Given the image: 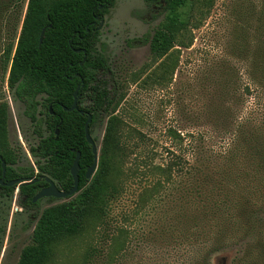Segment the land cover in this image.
<instances>
[{
  "label": "rangeland",
  "instance_id": "obj_1",
  "mask_svg": "<svg viewBox=\"0 0 264 264\" xmlns=\"http://www.w3.org/2000/svg\"><path fill=\"white\" fill-rule=\"evenodd\" d=\"M26 3L0 0V103L8 105L7 140L18 157L12 168L18 172L32 168L36 174V159L29 148L37 145L39 137L7 86L8 71L3 70L2 58L3 49L16 43ZM183 11L189 24L180 38L191 41L189 46H176L166 60L156 63L148 41L164 18L158 9L145 0H117L103 17L97 50L123 96L114 115L122 121L123 139L133 151L156 153V163L168 147L177 154H190L188 148L194 144L186 135L200 141L196 169L201 173L195 172L190 182L198 187L197 198L193 199L192 193L191 199L196 209L203 206L208 210L199 215L203 223L196 240L201 252L209 249V264H264V114L259 113L264 110V96L258 109L253 93L248 97L244 93L247 84L253 83L248 73L257 80L259 77L262 58L257 46L263 40L264 0H192ZM247 118L250 120L245 123ZM106 122L104 117L92 128L91 137L98 147ZM168 128L185 136L181 146L170 145L165 135ZM133 130L144 135V143ZM41 132L42 137L49 134L44 124ZM225 149L227 157L211 154ZM133 159L130 157L126 168L133 165ZM146 183L132 172L124 179L123 191L109 208L108 230L91 242L97 252L88 264L193 263L189 260L197 256V245L191 248L185 243L183 247L179 240L180 183L135 214L138 195ZM191 185L186 189L194 190ZM17 193L14 189L6 197L0 191V264H16L22 249L31 244L39 214L62 202L45 198L35 209L25 211ZM230 203L233 209L242 207L259 214L233 221L232 215L239 211L228 214ZM200 212L205 211L199 208ZM126 215L130 216L124 223ZM121 224L130 232L125 252L121 259L120 255L108 258V237ZM87 238L61 245L49 264H82V253L90 242Z\"/></svg>",
  "mask_w": 264,
  "mask_h": 264
},
{
  "label": "trees",
  "instance_id": "obj_2",
  "mask_svg": "<svg viewBox=\"0 0 264 264\" xmlns=\"http://www.w3.org/2000/svg\"><path fill=\"white\" fill-rule=\"evenodd\" d=\"M116 1L27 0L16 43L3 49V70L8 71L7 86L15 100L23 105V114L33 124V132L39 137L37 145L29 148L31 156L36 159L37 173L35 174L32 168L18 169L20 172L13 169L12 166L18 162V157L11 150L7 140L8 105L0 103V156L6 164L4 183L20 178L31 180L46 176L54 181L59 190L67 192L73 183L70 168L76 153L80 154L78 193L67 201L45 208L39 214L31 244L22 249L16 264H49L61 245L82 237L87 238L88 235L90 242L82 253L81 263H90L97 252L91 242L96 236L101 237L102 231L108 230L110 205L118 199L123 191L124 179H127L131 172L147 180L138 195L135 214L152 206L174 183H180L182 223L179 240L183 247L185 243L191 248L194 243L197 245V256L189 260L192 264H209V249L201 252L197 242L203 223L199 215L208 210L203 206L196 209L195 200H191L192 193L195 195L193 199L197 198L198 194V187L192 186L190 180L195 172V175L201 173L196 169L201 154L200 141L193 140L192 135H186L191 140L190 144H194L188 148L190 154L186 155L185 151L177 154L174 149L168 147L156 163V153L133 151L135 149L123 139L122 121L114 115L123 96L117 90L107 62L97 50V43L101 20ZM190 1L192 0H145L148 6L158 9L160 14L164 15L163 21L148 41L154 63L166 60L176 46H189L191 41L184 42L180 35H183L189 24V18L185 16L183 9ZM42 30L44 34L39 44ZM262 39L257 46L260 59L262 58L258 80L253 73H248L253 83L247 84L244 92L246 97L253 93L258 109L262 106L261 97L264 96V28ZM131 44L133 45V42ZM78 87V110L65 112L63 108L72 106L73 94ZM49 108L53 115L50 114ZM259 113L263 116L264 110ZM87 115L92 117L89 125L90 135L93 126L104 117L107 118L98 152L97 169L90 180L85 178L87 169L93 163L91 147L84 136ZM249 120L247 118L245 123ZM42 124L49 133L46 137H42ZM133 133L140 138L137 139L140 143L145 142L142 141L144 135L135 130ZM165 135L170 145L174 143L175 146H181L184 143L185 136L174 128L166 129ZM211 152L217 157L229 155L227 149L223 152ZM132 156L133 165L126 168ZM1 175L0 164V178ZM188 185L195 187V193L192 189H186ZM45 187L47 184L44 181L20 186V206L25 211L35 209L40 200L33 204L32 199ZM14 189V186L0 187L6 197H10ZM229 206H232V209L227 208L228 214L231 210L239 211L232 215L233 221L236 218L242 219L243 216L254 218L259 214L242 207L233 209L235 207L232 203ZM199 208L205 212L197 213ZM129 216H124V223L128 221ZM129 235V230L122 224L116 228L115 234H110L108 258L114 259L119 255L120 259L122 258Z\"/></svg>",
  "mask_w": 264,
  "mask_h": 264
},
{
  "label": "water",
  "instance_id": "obj_3",
  "mask_svg": "<svg viewBox=\"0 0 264 264\" xmlns=\"http://www.w3.org/2000/svg\"><path fill=\"white\" fill-rule=\"evenodd\" d=\"M102 23H103V19L101 20L99 29L102 26ZM43 34H44V30H42V32L40 34L39 44H41V42H42ZM79 89H80V87H78L73 94L72 106L68 109L63 108V110L65 112H72V111L77 110V101H78L77 94H78ZM49 111H50V114L53 115L51 108H49ZM91 121H92V117L90 115H87V120L84 124V136H85V140H86L87 144L90 145V147H91V152L93 155V163L86 171V174H85L86 180H90L92 178V176L94 175L96 169H97L98 152H99V147L96 145L95 141L93 140V138L91 137V135L89 133V125L91 124ZM56 135H57V131H56ZM79 157H80V154H79V152H77L75 155V159L73 161V164L70 168V175H71V178L73 180V183H72V187L67 192H63V191L59 190L56 187L54 181H52L50 178H48L46 176H40L38 178L31 179V180L20 178V179L13 180L7 184H4L3 181H4V172L6 169V164H5V162L1 156H0V164H1V170H2V177L0 178V185L6 186V187H13L14 186L18 192L20 186L30 185L33 183L44 181L47 184V187L41 189L34 196V198L32 199L33 204H35L39 200H42L45 198H52V199H56V200H59L62 202L67 201V200L73 198L78 193V188H79V177H78L79 165H78V161H79Z\"/></svg>",
  "mask_w": 264,
  "mask_h": 264
},
{
  "label": "flooded vegetation",
  "instance_id": "obj_4",
  "mask_svg": "<svg viewBox=\"0 0 264 264\" xmlns=\"http://www.w3.org/2000/svg\"><path fill=\"white\" fill-rule=\"evenodd\" d=\"M77 110H78V109H77ZM80 113H81V112H80ZM82 113H83V112H82ZM82 113H81V114H82ZM1 177H2V175H1ZM3 182H4V181H3ZM10 182H11V181H10ZM8 183H9V182H8ZM4 184H7V183H4ZM0 187H6V186H1V185H0ZM17 195H18V193H17Z\"/></svg>",
  "mask_w": 264,
  "mask_h": 264
}]
</instances>
